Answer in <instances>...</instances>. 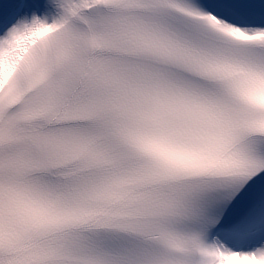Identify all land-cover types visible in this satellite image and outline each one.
<instances>
[{"label":"snow or ice","instance_id":"1","mask_svg":"<svg viewBox=\"0 0 264 264\" xmlns=\"http://www.w3.org/2000/svg\"><path fill=\"white\" fill-rule=\"evenodd\" d=\"M0 264H264V0H0Z\"/></svg>","mask_w":264,"mask_h":264}]
</instances>
